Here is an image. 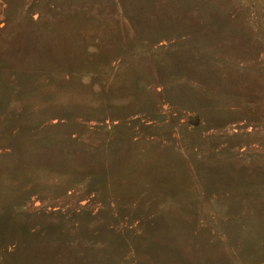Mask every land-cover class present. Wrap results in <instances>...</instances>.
I'll return each instance as SVG.
<instances>
[{"label":"rangeland","instance_id":"1","mask_svg":"<svg viewBox=\"0 0 264 264\" xmlns=\"http://www.w3.org/2000/svg\"><path fill=\"white\" fill-rule=\"evenodd\" d=\"M0 264H264V0H0Z\"/></svg>","mask_w":264,"mask_h":264}]
</instances>
